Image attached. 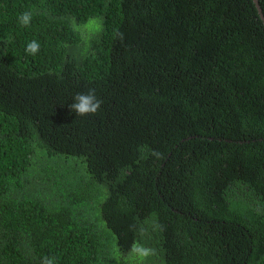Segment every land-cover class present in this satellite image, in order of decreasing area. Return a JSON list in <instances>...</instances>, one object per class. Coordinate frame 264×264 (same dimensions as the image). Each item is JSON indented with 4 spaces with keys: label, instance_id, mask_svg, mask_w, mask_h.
<instances>
[{
    "label": "trees",
    "instance_id": "16d2710c",
    "mask_svg": "<svg viewBox=\"0 0 264 264\" xmlns=\"http://www.w3.org/2000/svg\"><path fill=\"white\" fill-rule=\"evenodd\" d=\"M44 257L264 264L253 0H0V264Z\"/></svg>",
    "mask_w": 264,
    "mask_h": 264
},
{
    "label": "clouds",
    "instance_id": "9594fccd",
    "mask_svg": "<svg viewBox=\"0 0 264 264\" xmlns=\"http://www.w3.org/2000/svg\"><path fill=\"white\" fill-rule=\"evenodd\" d=\"M32 20L31 12H24L19 16V22L23 26H28ZM119 36L123 38V34L119 33ZM40 50V44L33 40L29 42L25 48V51L29 54L35 55ZM73 103L69 105V108L77 115L85 116L89 114H95L100 109L102 101L97 98L95 89H89L86 93H77L73 98ZM144 255L148 254V250L141 249ZM41 264H56L54 257H44Z\"/></svg>",
    "mask_w": 264,
    "mask_h": 264
},
{
    "label": "water",
    "instance_id": "95a60500",
    "mask_svg": "<svg viewBox=\"0 0 264 264\" xmlns=\"http://www.w3.org/2000/svg\"><path fill=\"white\" fill-rule=\"evenodd\" d=\"M253 1L255 2L256 6L258 8L259 14H260V16H261V18H262V20L264 22V16H263L261 8L259 7L258 1L257 0H253Z\"/></svg>",
    "mask_w": 264,
    "mask_h": 264
}]
</instances>
